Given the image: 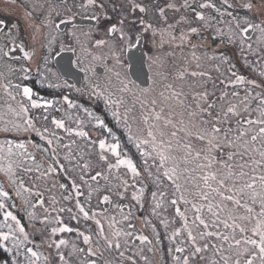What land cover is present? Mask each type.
Segmentation results:
<instances>
[{
	"label": "snow or ice",
	"instance_id": "snow-or-ice-1",
	"mask_svg": "<svg viewBox=\"0 0 264 264\" xmlns=\"http://www.w3.org/2000/svg\"><path fill=\"white\" fill-rule=\"evenodd\" d=\"M224 5L256 8L258 15L241 19L227 8L222 13L212 0L199 3L197 11L189 0H184L181 7L191 9L201 23L198 27L191 26V21L182 16L181 21L189 27L177 35L175 25L168 23L165 7H159V16L166 27H157L142 16L129 20L137 11L147 13L148 7L137 0H127V7L120 3L121 14L116 22L110 23L99 38H93V29L81 32L83 39L75 31L65 34L71 36L76 47L65 49L61 43L60 51L79 50L78 66L83 65L82 70L91 73L86 76L83 88L62 79L49 66L60 51L53 50L57 36L52 31L48 33V54L41 56L35 68L41 82L49 81L50 88H63L80 95L87 93L89 99L102 100L116 124L127 131L128 142L138 150L140 166L122 149L120 138L103 115L68 94L48 99L35 93L24 82L30 80L33 72L30 63L19 68L9 66L7 74L0 73V81H6L0 82V88L6 94L7 108V112L0 113L3 124L0 133L25 134V137L35 133L47 145L19 137L0 140V172L11 185L6 190L0 183L3 216L0 243L7 247L11 241L9 251L15 253L11 261L0 264H57L55 259H50L52 253L45 254V246L56 250L59 264H138L136 255L125 254L134 241L149 245V252L160 251L161 233L152 219L145 218L144 225L152 228L155 245L149 235L134 234L132 208L145 206L146 193L151 201L150 217L163 225L168 240L173 243L168 249L173 253L171 264H264V6L256 7L253 0L242 5L223 0ZM73 7L88 10L103 9L105 5L103 2L98 5L97 0H79L78 4L73 0L72 7L63 10L70 19H74ZM112 7L115 10L116 3ZM166 7L176 9L173 3ZM206 9L220 13L221 19L206 15ZM224 14L231 19L224 21ZM61 15L55 4L48 5L47 27L58 31L65 22ZM91 18L100 19L95 14ZM3 24L0 20V25ZM202 28L212 29L221 46L239 44L240 58L249 67V74L239 73L232 57L224 52L204 49L197 55L203 46L192 43V36L201 35ZM250 30L259 33L255 50L246 38ZM142 41L156 49L148 57L150 70H155L153 86L148 88H142L127 75L123 60L124 52ZM166 44L181 49L187 45L191 50L188 55L182 54L175 70L166 66L175 53L160 51ZM18 47L26 46L21 41ZM250 54L255 55L254 60L248 59ZM35 57L34 48L23 51L26 61L32 62ZM93 61L105 62L103 78L96 75ZM108 61L112 62L111 66ZM138 63L135 74L140 79L142 63ZM17 72L21 74V82L13 83L9 75ZM31 109H43V112L35 117ZM6 116L13 118L5 119ZM40 121L44 123L38 126ZM58 130L65 135H60ZM92 132L96 133L95 137ZM77 138L84 142V148L79 147ZM93 148L98 149L97 164L104 166L100 170L94 169L90 159ZM61 174L69 177L70 184L55 179ZM98 178L105 181L103 186ZM93 183L97 186L93 187ZM149 183L155 190L149 192ZM102 188L107 194L98 197L93 205V194ZM85 195L87 199L82 202L80 198ZM113 195L120 200L130 195V204L116 203V212H110L105 205L113 203ZM17 198L22 201L20 207L27 211L29 220L37 219L34 211L37 205L43 209L40 220L48 227V235L40 243L30 239L25 224L13 211L18 207ZM62 201L74 203L72 207L58 206ZM169 207L174 209V215L165 218ZM65 212L77 224L84 220L83 230L70 227L65 222ZM57 233H76L86 247L68 239H57ZM64 249L70 250L66 254ZM144 251V247L138 248L139 257L149 264ZM113 253L120 259L110 258Z\"/></svg>",
	"mask_w": 264,
	"mask_h": 264
},
{
	"label": "rangeland",
	"instance_id": "rangeland-1",
	"mask_svg": "<svg viewBox=\"0 0 264 264\" xmlns=\"http://www.w3.org/2000/svg\"><path fill=\"white\" fill-rule=\"evenodd\" d=\"M24 2H25L26 6L16 4L13 1L0 0V8L3 11V13H0V19L6 21V25L4 26V28L0 32V73L7 74L9 66L19 68V66L21 64L30 63L31 67L33 68V72L31 74L30 80L24 81V82L28 83L29 85L31 84L34 87V92L37 93L39 96L47 98V96L42 95L40 93V91L38 89H36L35 87H39L40 89H43V90H51V89L63 90V88L58 89V88L48 87L49 81L41 82L40 76L38 74H36V72H35V68L37 67L38 63L40 62L41 56L48 54L47 53V44H48V39H49L48 33L50 31H52L53 35L57 36V42L53 46V50L54 51H60L61 43H63L65 49L68 48L69 46L76 47V44L72 40L71 36L65 35V34H71L72 32L75 31L77 33V36L80 37L81 39H83V37L81 36V32H87V31H89V29L73 28L71 30L63 32L60 29L58 31H53L52 29L47 27L46 20H47L48 5L55 4L62 12V15L60 18L64 20L68 16L63 14V10L66 6L72 7L73 0H65L63 3H56L54 0H25ZM183 2H184V0H164L163 4H162V7H165V15L168 17V23L175 25V32L177 35H179V33L182 29L186 30L189 27L188 23L181 21L182 16L187 17V20L191 21V26L198 27V26H200V23H201L195 19L194 14L192 13L191 9L181 7ZM203 2H204V0H189L190 4L197 7V11L200 10L198 8V4L203 3ZM212 2L216 3L217 7H220L221 9L227 8L226 5L222 6L223 5L222 0H212ZM229 2L234 3L235 5H242L244 3H247L248 0H229ZM76 3L78 4L79 0H76ZM168 3L175 4L176 9L167 8L166 5ZM253 3L256 4V7L264 6V0H253ZM41 6H43V7H41ZM26 7H27V11H25ZM16 9L18 11L17 14L21 18L20 19L21 21H17V24L15 21ZM75 9H78V7L72 8V12L74 15L76 14V12L74 11ZM227 10H232L233 15H235L241 19H243L245 17L251 18L254 14H257L256 8L248 9V8H244V7H240V6H234L232 8H227ZM85 11L88 13H91V14L96 13L95 8L94 9H88ZM204 11H205V14L208 16H216L217 19H221V14L216 13L215 10H213V9H206ZM28 13H31V16H29ZM52 18L56 19L55 16H53ZM222 18L224 21H229L231 19L226 14H224ZM255 22H259V21L257 20ZM57 23H59V20H57ZM161 27H166V24H164L163 20H162ZM217 27H225V25H218ZM9 33H11V35H9ZM201 33H202L201 35H193L192 36V43L203 46L202 48L197 50V55H200L201 52L204 51V49H210V50H214V51L224 52L226 55H229L232 57L233 63H235V65H236V69H237V67L239 68V65H241V63H242V64H244L243 66L245 67V70L243 71L244 74L245 75L249 74V67L247 65H245L244 60L240 58V51H239L240 46H239V44L227 45L229 47L227 49V51H228V54H227L225 52L226 49H223V48L220 49L221 45H220L219 39L216 37L215 32L212 29H203L202 28ZM102 34H103V32L101 33V35ZM94 35H95V32L92 33L93 38H94ZM258 36H259V33L253 31L251 36L246 37L248 42L252 43L253 50L257 49V47H258V45L256 43ZM150 37H151V33H150ZM213 38H215V40H217V41L211 42V41H215ZM21 41H23V43L26 46L25 50H31L33 48L36 50V57L32 62H28L24 58L13 59L10 57L9 51L15 49L16 47L18 49L19 48L18 45ZM221 50H225V51H221ZM103 51H104L105 56H107V50L105 49ZM155 51H156V49L153 47V45L151 43H149V56L153 55ZM160 51L163 54L175 53L174 57L170 56L168 63L166 65L167 68L175 70V68L179 67V65L181 63L182 54L188 55L191 50L189 49V47L187 45H184L183 49H181V48L176 47L175 44H173V45H167L166 44L164 46V48L161 49ZM5 52L9 53V55L6 57L3 55ZM125 52L123 55V60L126 62V72H127V75L130 77L129 72H128V62L125 58ZM97 54H99V53H97ZM76 55H77V57L80 56L79 50L76 51ZM248 59L254 60L255 55L250 54L248 56ZM91 63H92L94 68H95V65H97V64L105 65L104 61H93ZM76 64L78 65L77 58H76ZM147 64H148V68H149V60H148ZM49 66L52 68L53 72H56L59 74L58 70L56 69V67L54 65L53 60L50 61ZM109 66H111V64ZM40 67L42 69L43 65L40 64ZM80 67L83 68V65H80ZM149 70H150V68H149ZM154 71H155L154 69L150 70L151 84L148 87L153 86V80L155 79ZM105 73L102 75H99L98 73H96V75L99 78H103L105 76ZM241 74H242V72H241ZM88 75H91V73H87V76ZM59 76L61 77L60 74H59ZM20 77H21V74L19 72L15 73V75H9V79H11L13 81V83L21 82ZM0 82H6V81H0ZM52 82H55V78L52 79ZM85 84H86V77L83 80V85L81 88H83L85 86ZM157 86H158V84H157ZM148 87H145V88H148ZM64 90H66V89H64ZM67 91H69V90H67ZM69 94L81 96L80 94L75 93L74 91H69ZM84 95L88 96L87 93H85ZM5 99H6V94L4 93L3 89L0 88V113L7 112V108L4 105ZM99 102H101L102 106L105 108L106 113L108 115V120H112L115 122L114 118L110 115L109 110L105 107L103 101L99 100ZM13 106H15L14 102H13ZM57 107L59 108L60 105H57ZM49 111L51 112V110H49ZM42 112H43V109H39V110L38 109H31V113L35 117H39ZM51 114H54L57 116L61 115V113H59V112H52ZM81 115H82V113H81ZM12 118L13 117H11V116L5 117V119H12ZM43 123H44L43 121H40L38 123V126H40V124H43ZM115 125H117V124H115ZM47 126L50 128L53 127L51 124H47ZM117 126L120 127V129H122L126 133V135H128L127 131L122 126H120V125H117ZM0 127H3L2 122H0ZM58 133L60 135H65L62 130H58ZM90 134L93 137H95V135H96L95 132H92ZM17 137H19L20 139L27 138L29 142H35V143H39V144H42L44 146H47L46 142L43 141L35 133H33L27 137H25V134L10 133V134L5 135L3 133H0V140H3L5 138L16 139ZM125 137H126V141L128 144L121 143L122 149L127 150L129 155H131V151H132V158H135L136 156H138L140 160H138V159H133V160L136 161L138 166H140L141 165V157H140L138 150L134 147V145H132L131 143L128 142L127 136H125ZM64 142H67V137H65ZM77 144L81 148L85 147L84 142H82L78 138H77ZM125 146H127L128 148H126ZM30 150H32V149H30ZM97 151H98L97 148H93L92 155H91L90 159L93 162L94 169L100 170L104 166L102 164H97V162H96V155L95 154ZM39 158H40V156L38 154V159ZM86 158H89V157H86ZM91 174L94 175L95 172L93 171ZM73 175H75V174H73ZM113 175H116V173L114 172ZM121 175H122V172H121ZM24 178H25V180L28 179V177H24ZM55 179L59 182L66 183V181L62 177V174L57 175L55 177ZM98 181H99V184L101 186H103L105 184V181L102 178H98ZM77 182H79V181H77ZM0 183L4 184L6 190L11 187L10 182L8 181L7 177H5L4 173H2V172H0ZM113 183H115V181H113ZM96 186L97 185L95 183H93V187H96ZM44 187H45V185L42 184L41 189H43ZM148 189H149V192L152 190H155L154 186L150 183L148 185ZM69 191H74V190L70 189ZM55 194L59 198V191H56ZM104 194H107V192L105 190H103V188H102L101 192L93 194V200H92L93 205H96L97 204V198L102 197V195H104ZM12 195L14 197V190L12 192ZM45 195H46V197H49L50 194L45 193ZM80 199L83 202L84 200L87 199V195H85L84 197H81ZM146 200H147V203L145 204V206L143 208H139V209L136 207L132 208V212H133L134 217H135L132 220V223L135 225V233L134 234L139 235V234L143 233V234L149 235L150 239H153V244L155 245L156 241L153 238L152 228L151 227H145V225H144V219L145 218L152 219V222L154 224H156V230L161 233V242L158 245L160 251L149 252L148 251V247H150L149 245H141L140 241H138V242L134 241V243H131L129 245L130 251H127L125 254H126V256L130 255V254L136 255L137 261L142 260L139 257L138 248L144 247V249H145L144 254L148 256L149 264H171V258H172L173 253H170L168 251V249L173 246V243L168 240V233L164 230L163 225H161L156 218L150 217L149 214H150L151 201H150V196L147 193H146ZM112 201H113V203L109 204L108 209L110 210V212L115 213L116 210H115L114 204L122 203L124 205H129L130 201H131V197H130V195H126L125 199L120 200L115 195H113ZM73 203H74V201H62L61 205H58V206L72 207ZM132 203H134V202H132ZM17 204H18V207L16 209H13V211H15L17 213V215L21 219L22 223L25 224L26 230L30 233V239H35V241L37 243H40L41 240L46 238L48 235V227L46 225H44L43 223H41V220H40V218L43 216V209L40 208L39 205H37L36 209H34V211L37 214V219L29 220L28 215H27V211L22 210L20 207V205L22 204V201H20L19 198H17ZM46 206H47V204H46ZM29 210H32V209H29ZM63 215L65 217V222L69 223L70 227L75 226L73 228H77V226H80L81 230H83V227L85 226L84 220L81 219L79 224H77L76 221H70L68 219V213L67 212H65ZM172 215H174V209L169 207L167 210V213H165V218H168L169 216H172ZM118 218H119V215H118ZM2 219H3L2 211H0V220H2ZM87 224L92 225V222L88 221ZM176 226H179V224L177 223ZM56 238L57 239L63 238V239H68L69 241H75L79 247H86V245L83 244L82 240L77 238L76 233H57ZM163 245H165L166 250L165 249L162 250ZM28 246L31 247L32 245L29 244ZM0 248L5 250L6 253L8 254V260L7 261H11L12 257L15 255V253L13 251H9V249L12 248L11 241L7 242V247H5L3 243H0ZM43 250L45 251V254L52 253V256L50 257V259H55L57 264H59L58 257H55V251L56 250L54 248L48 249L45 246V248ZM69 250L70 249H64L66 254ZM166 254L167 255L169 254V258L167 257ZM105 255H107V253ZM115 255H117V254L113 253V257H110V258H114V259L119 260L120 258L115 256ZM20 259H22V257ZM142 262L144 263L143 260H142Z\"/></svg>",
	"mask_w": 264,
	"mask_h": 264
},
{
	"label": "flooded vegetation",
	"instance_id": "flooded-vegetation-1",
	"mask_svg": "<svg viewBox=\"0 0 264 264\" xmlns=\"http://www.w3.org/2000/svg\"><path fill=\"white\" fill-rule=\"evenodd\" d=\"M4 1H6V0H4ZM7 1H13L16 4H20V5L26 6L25 5V2H24L25 0H7ZM64 1L65 0H63L61 2H56V1L55 2L56 3H63ZM163 1L164 0H137V2L144 3L148 7V12L147 13H140L139 11H137L131 17H129V20L135 21L136 17L142 16L145 20H147L149 22H152L155 26L161 27V25H162V19L159 16V7H162ZM101 2L104 3L105 8H103V10L102 9H99L98 7L95 8L96 9L95 15H97V16L100 17L99 21L94 20V19L91 18L93 16V14L88 13L85 10H81V9L78 8V9H75L74 10L76 12V14L74 15V19H70L69 17H67L66 19H64L65 22H73V23L70 24V25L69 24L65 25V27L63 29H60V28L59 29L61 31H63V32L68 31V30H71L73 28L93 29L94 30L93 32H95L94 38H99L100 35H101V33L103 32V30L110 23H115L116 20H117V18L120 16V14H121L120 8H119L120 3H124L125 4V7H127V0H97V4L98 5ZM222 2H223V0H222ZM113 3H116V9L115 10H113V7H112V4ZM224 10H225V8H222L221 9V12L224 13ZM25 11H27V7L25 8ZM227 11H229V12L231 11L233 13L232 10H227ZM0 13H3V11L1 10V8H0ZM17 13H18V11L16 9V13H15V21H16V24H17V21H21L20 20L21 18L19 17V15ZM108 17H110L111 20H109ZM78 19H90L91 22L90 23H84V24H77V23H75V21L78 20ZM0 20H2V19H0ZM2 21H4V24L0 27V32L4 28V26L6 25V21L5 20H2ZM136 27H140V26L139 25H136ZM252 33H253V31L251 30V35H252ZM148 36L150 37V33L148 34ZM213 39L215 40V38H213ZM216 41L217 40L211 41V42H216ZM141 47H142V50H143V52L145 54L146 64H147L148 63V57H149V42L142 41L141 42ZM133 48L134 47H132L131 49H133ZM222 48L223 49H226V51L225 50H221V51H225L228 54L227 49L229 47L228 46H220V49H222ZM17 50L21 51L22 52V55L21 56H18V55H14V56L13 55H10V57L13 58V59H19V58L22 59L23 58V51L25 49H19V48L17 49V47H16L15 49L10 50L9 53L12 52V51H17ZM129 50L130 49H127L126 52H125V58H126V60H127V53H128ZM64 51H67V50H64ZM60 52H62V51H60ZM73 53H74V65L83 72V75H82V85H83V80L87 76V73H85L82 70V67H80V66H78L76 64L77 55H76V52H73ZM108 63L110 65L112 62L111 61H108ZM243 65L244 64L241 63V65H239V68L237 67V69H236L239 73L242 72V74H244L243 71L245 70V67ZM97 67H101L103 69L102 73H98L99 75H102V74H104L106 72L105 65H103V64H97V65H95V68H94L96 73H97V71H96V68ZM128 67H129V64H128ZM147 67H148V64H147ZM149 72H150V70H149ZM62 78L64 80H67L71 84H75L71 79H66L64 77H62ZM150 80H151V73H150ZM82 85H81V87H82ZM30 86L33 87L31 84H30ZM33 89H34V87H33ZM51 90H54V89H51ZM57 91H60L62 93V95L63 94H68L69 95V91H67V90H64L63 89V90H57ZM84 96H86V95H84ZM59 97L60 96H55V97H50L49 99L59 98ZM86 97H88V96H86ZM92 100L94 101L95 106H97V107H101L102 106V103L99 102V100H96L95 98H93ZM167 257L169 258V254L167 255Z\"/></svg>",
	"mask_w": 264,
	"mask_h": 264
},
{
	"label": "water",
	"instance_id": "water-1",
	"mask_svg": "<svg viewBox=\"0 0 264 264\" xmlns=\"http://www.w3.org/2000/svg\"><path fill=\"white\" fill-rule=\"evenodd\" d=\"M56 2H61L63 0H55ZM90 19H78L75 21L77 24H84V23H90ZM73 22H64L60 25V29H63L65 25L72 24ZM2 25H0L1 27ZM251 35V30L248 34V36ZM10 55H18L21 56L22 52L12 51L10 52ZM70 61V63H69ZM127 61L129 63L128 72L131 77V79L135 80L137 84H139L141 87H148L151 83L150 80V72L146 64V57L142 50L141 44L137 45L133 49H130L127 53ZM138 62L142 63V72L140 79H137L136 77V71L137 68L140 66ZM54 65L60 75L66 79H71L77 87H81L82 85V75L83 72L78 69L74 65V53L72 51H62L60 52L59 56H56L54 59ZM97 73H102L103 69L101 67L96 68ZM105 207H109V205H105ZM135 242H138L136 240Z\"/></svg>",
	"mask_w": 264,
	"mask_h": 264
},
{
	"label": "trees",
	"instance_id": "trees-1",
	"mask_svg": "<svg viewBox=\"0 0 264 264\" xmlns=\"http://www.w3.org/2000/svg\"><path fill=\"white\" fill-rule=\"evenodd\" d=\"M35 88L38 89L42 95L47 96V98L55 97V96H60V97L62 96V93L60 91H57V90H43V89H40L39 87H35ZM69 95H70V98L78 101L80 104H83L85 107H88V108L96 111L97 113L103 115L105 117L106 122L109 124V126L113 128V132L116 134V136H118L120 138L121 143L128 144L126 141V137H125V136H127L126 133L122 129H120V127L115 125L116 123L114 121L108 120V115H107L106 110L103 106H101V107L95 106L94 101L92 99H89L88 97H86L84 95H81V96L73 95V94L72 95L69 94ZM109 141L111 142V137H109ZM125 147L128 148L127 146H125ZM131 157H132V151H131ZM133 159L140 160L138 156H136ZM62 177L64 178V180L66 181L67 184H70L69 177H65L63 175H62ZM73 227H75V226H73ZM77 227H80V226H77ZM162 247H163L162 250H164V249L166 250L165 245H163ZM115 256L118 257V255H115ZM5 260H8V254L6 253L5 250L0 248V262L5 261ZM138 264H144V263L142 262V260H139Z\"/></svg>",
	"mask_w": 264,
	"mask_h": 264
}]
</instances>
